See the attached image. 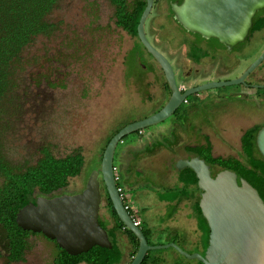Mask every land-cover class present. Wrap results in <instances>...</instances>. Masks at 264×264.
<instances>
[{
	"label": "rangeland",
	"instance_id": "374dc122",
	"mask_svg": "<svg viewBox=\"0 0 264 264\" xmlns=\"http://www.w3.org/2000/svg\"><path fill=\"white\" fill-rule=\"evenodd\" d=\"M93 1L98 5L91 4ZM102 5H105L103 0H61L58 3L49 15L50 21L58 25L55 34L51 37H38L24 51L25 69L19 75V89L11 98L16 110L7 116L5 151L8 159L17 167L35 164L44 147L58 157H64L79 148L82 150L86 161L82 174L71 179L66 189L57 192L61 195H75L84 190L90 174L101 165V149L113 134L115 125L120 128L126 123L143 119L155 112L164 101L160 98L152 103H144L147 91L142 89L141 92L136 81L143 79L146 82L149 79L141 69V64L147 63L128 56L124 68V55L136 43V39L114 29L108 11ZM130 54L147 55L139 42ZM228 77L222 75L218 78L225 80ZM241 87L234 85L216 88L213 93L237 92ZM242 109L235 107V113ZM203 120H210V116H197L195 121L199 128ZM233 121H222V129L226 130L223 129L221 135L208 136L214 156L242 159L240 138L243 131L232 127L239 123L244 124V128L259 124L257 127L261 129L264 127V113L261 119ZM166 126L167 122L163 121L147 127L140 133L128 135L117 146L114 165L121 167V170L130 165L128 160L136 149L142 153L139 161L133 162L129 170V174L137 178L136 183L132 185L126 182L123 185L128 200L132 201V197L137 200L138 190L144 189L151 193L154 201H173L178 195V189L168 185L172 184L169 178L176 176L174 164L177 155H185V145L206 142L204 136L183 135L179 136L178 145L174 147L176 150L161 148L152 154L142 150L152 142L161 140L159 133ZM121 149L123 153L120 155ZM162 210L154 217L158 224L166 220ZM130 212L136 218H144L143 210L138 212L133 209ZM105 215L104 198L99 220L108 231L110 241L119 248L116 232L108 230ZM202 230L203 245L200 246V242L198 251L207 249L209 245L205 222H202ZM30 244L25 263H9L6 259L7 241L0 226V264H52L57 251L53 242L43 236H32ZM151 256H158L159 264H200L172 248L151 251Z\"/></svg>",
	"mask_w": 264,
	"mask_h": 264
},
{
	"label": "water",
	"instance_id": "95a60500",
	"mask_svg": "<svg viewBox=\"0 0 264 264\" xmlns=\"http://www.w3.org/2000/svg\"><path fill=\"white\" fill-rule=\"evenodd\" d=\"M152 5L153 0H147L137 28L138 37L163 68L173 89L171 99L158 113L127 124L110 139L99 169L90 174L81 193L40 197L35 204L29 203L19 210L17 225L25 231L42 233L72 256L87 253L95 246L111 249L113 245L108 231L99 220L101 178L119 220L139 241L137 252L129 264H143L148 252L169 248L202 264H264V200L248 181L238 179L233 171L222 170L212 177L210 166L200 157L180 159L176 168L178 171L192 169L198 180L197 186L202 191L199 207L210 229L209 245L204 256L188 253L175 243L150 245L142 228L135 224L124 206L114 173L118 144L130 134L167 120L182 99L193 93L189 91L181 95L177 91L170 64L146 38L144 25ZM261 9H264V0H184L180 6L174 5L176 20L186 30L206 38H217L225 44L243 42L253 25V16ZM263 59L264 53L238 80L208 84L196 91L241 83ZM256 143L264 157V127L258 131Z\"/></svg>",
	"mask_w": 264,
	"mask_h": 264
},
{
	"label": "flooded vegetation",
	"instance_id": "af4514ba",
	"mask_svg": "<svg viewBox=\"0 0 264 264\" xmlns=\"http://www.w3.org/2000/svg\"><path fill=\"white\" fill-rule=\"evenodd\" d=\"M103 1H105V5H102V8H105L108 11L109 13L108 18L112 20L113 28L119 30L120 32H122V34H124L129 38L136 39V43H134V45L124 55V63H123L124 68H126L125 65L128 61V56L134 57V59L139 62L145 60V62L147 63V64H141V69H143L145 74L149 76V79L146 82H143V79L136 81L141 92H143L142 89L147 91L146 100L144 101V103L146 104L152 103L153 101H158L160 98L164 100L161 103V105L156 109L155 112L145 117L148 118L158 113L167 105V103L169 102V100L173 95V89L169 81L167 80L166 74L163 68L161 67L160 63L151 53L148 52V50L142 44L140 38L138 37V32L136 35H133L129 33L126 29H124L122 26H118L117 7L114 4H112L111 0H103ZM183 1L184 0H153L151 12L147 17V20L144 25L145 35L149 43L159 53H161L170 64L174 74L177 91L181 95H184L189 91H193L192 94L182 99L181 103L179 104L175 112L167 120L164 121L167 122V126L164 128L162 133H159L161 138L170 137L168 139L176 141L171 149L164 147V149H168L170 151L176 150L174 149V147L178 145L179 136H183V135L195 136V137L204 136L208 139V141L212 145V142L210 138H208V136L221 135L223 131L226 130L225 128H223L224 130L222 129V121H225L226 123L228 120L240 121V120L261 119L262 114L264 113V59L252 72H250L244 78V81L235 84V85H242L240 90H238L237 92H228L227 94L213 93L214 89L221 87L196 91V89L208 84L227 83L242 78L245 75V73L251 68V66L263 55L264 9L258 10L253 16L252 18L253 25L250 28L249 34L247 35L246 39L243 42H240L238 44H225L217 38H206L200 34L192 33L186 30L181 24L178 23L174 12V5L180 6L183 3ZM140 3H145L144 8L141 12V16H142L143 12L147 7V0H127L125 4V8L127 12L134 14V12H136L137 9L140 7L141 5ZM91 4H94L95 6L98 5L97 3L95 4L94 1L91 2ZM103 11L104 10L102 9V13ZM55 26H56V30H55L56 32L58 29V25L55 24ZM55 32L53 34H55ZM52 35L48 37H51ZM138 42L144 48L145 53H147V55L139 56V54H130L134 50V47ZM222 75H228L230 77H228L225 80L219 79L218 77ZM230 86H234V85H230ZM222 87H226V86H222ZM235 107H240L243 109L236 114ZM202 108H208V109L203 110ZM211 108H213V110L209 111V109ZM254 109L255 112L253 111ZM197 116H202V117L210 116V120L207 121L203 120L201 123V128H199L197 122L195 121ZM129 123H126L120 128H117L115 125L112 131L113 134L111 136L113 137L119 130H121L124 126H126ZM228 125L230 126L231 124ZM257 125L259 124H254L250 127L244 128L243 127L244 124L239 123L237 126H234L232 128L236 127L238 130L243 131L241 134L242 136L246 131L250 129H254L255 127H257ZM198 144H204V143H198ZM198 144H194V145H198ZM186 146L189 145L183 146L185 155L184 154L177 155V160L174 164L175 168L178 160L193 158L190 157V155L185 151ZM145 149L143 148L142 150ZM212 151H213V146H212ZM120 152L121 155L123 153L122 149ZM134 155H136V159H134L135 157ZM141 155H142L141 151L139 152L136 149L135 153L133 154L130 160L132 161V163L133 162L136 163L139 161L138 158H140ZM130 160H128V163ZM211 172H212V177H215L217 173H215L212 169ZM114 173H115L116 183H118L119 179H121L120 176L121 167L120 168L114 167ZM100 182H101V194H102V202H103V199L105 198L103 196L104 184L101 178H100ZM196 187L198 190L197 205L199 206L200 200L202 198V191L198 188V186ZM117 188L120 187H118L117 185ZM124 190L125 189L123 188V191ZM57 192H55L52 196H47V198L62 196L61 193L57 194ZM40 197H44V196H37L35 198V201L31 203L35 204L37 199ZM101 208H102V203H101L100 211ZM106 211H108L107 208ZM130 211L131 210H128L130 215L134 217ZM198 215H199L198 217L199 220L198 248H199L200 242H201L200 246L203 245V237H204V233L202 230V222H205L207 225L209 238H210V229L206 219L202 215V212L201 214L198 213ZM138 226L142 228L143 232L144 231L146 232L147 234L146 237L148 239L149 244L155 246L154 245L155 239L152 238V236H150L149 231L145 229L141 225V223ZM1 228L3 229L2 226ZM32 236L45 237L42 233L32 232V234L28 236V248L25 250L24 260L16 261V262L9 261L8 259L9 254L7 251L6 259L9 263H25L27 261L26 255H27V251L31 246L30 238ZM46 239L49 240L48 238ZM150 240L152 241L154 240V242H151ZM6 241H7V237H6ZM49 241L53 242L55 245L57 244L56 241H52V240ZM166 244H162V245H166ZM138 245H139V241H138ZM177 245L181 247L179 244ZM198 250L196 253H199L202 256H204L206 249H202V251H198ZM148 255L150 256V261L153 260L159 261L160 259L157 258L158 256L152 257L151 251L148 252L147 256ZM146 258L144 259V262ZM195 261L202 264L198 260ZM154 264H159V262Z\"/></svg>",
	"mask_w": 264,
	"mask_h": 264
},
{
	"label": "trees",
	"instance_id": "16d2710c",
	"mask_svg": "<svg viewBox=\"0 0 264 264\" xmlns=\"http://www.w3.org/2000/svg\"><path fill=\"white\" fill-rule=\"evenodd\" d=\"M60 1L0 0V225L7 237L8 259L11 262L24 260V253L28 248V236L32 234L17 225L16 216L19 210L34 202L37 196H52L55 192L66 189L71 179L82 174L86 162L81 149L64 157H58L49 148L44 147L35 164L20 168L8 159L5 151L6 121L8 114L16 110L15 102L11 98L19 89V75L25 69L24 51L38 37H48L55 32L56 26L50 21L49 15ZM126 1L111 0L112 4L117 7V25L136 35L145 3H140L137 11L131 14L125 8ZM259 129L255 127L241 136L242 159L214 156L212 145L207 138L204 144L186 146L185 151L190 157L203 159L215 173L222 170L235 172L238 179L243 178L248 181L264 200V157L259 152L256 143ZM175 142L161 138L147 146L144 151L152 154L160 148L171 149ZM107 143L101 151L100 162ZM179 174L184 185L197 186L198 180L192 169H183ZM124 183L119 179L117 185L125 189ZM104 197L108 212L116 220L113 230L117 232L124 229L130 241L133 245L135 244L136 248L133 252L135 255L138 249L137 237L119 220L105 187ZM197 211L201 214L198 205ZM144 233L147 235L145 231ZM112 245L111 249L95 246L87 253L72 256L56 244L57 252L52 264H121L122 251L113 243ZM158 262L157 260L150 261L148 255L143 264Z\"/></svg>",
	"mask_w": 264,
	"mask_h": 264
},
{
	"label": "crops",
	"instance_id": "0c3cea01",
	"mask_svg": "<svg viewBox=\"0 0 264 264\" xmlns=\"http://www.w3.org/2000/svg\"><path fill=\"white\" fill-rule=\"evenodd\" d=\"M129 163L130 165H127L124 170H121L120 176L125 183L128 182L133 185V183H136L135 181L137 178H133L132 173L129 174V170L133 165L131 160ZM179 172L180 171L176 169L175 178H169L172 184L168 186H174L178 189V195L173 201L169 202L164 199L154 201L151 193H148V191L144 189H140L137 192V200H134L132 197L131 204L138 212L141 210L144 211V218L137 217V220L149 231L150 236L155 239L154 245L177 243L188 253H196L199 239V220L197 216L198 190L193 184L184 185V183L181 182ZM162 208V214H164L166 220L164 221L165 223L162 222V224H158L155 222L154 217ZM104 221L107 223L108 230H112L116 225V220L108 211H106ZM166 230L169 231V233H164ZM116 236L118 238L119 248L123 254L121 264H128L133 258L135 246L125 234L124 229L118 230ZM176 261L177 257H175V263H177Z\"/></svg>",
	"mask_w": 264,
	"mask_h": 264
},
{
	"label": "built area",
	"instance_id": "2783aa9c",
	"mask_svg": "<svg viewBox=\"0 0 264 264\" xmlns=\"http://www.w3.org/2000/svg\"><path fill=\"white\" fill-rule=\"evenodd\" d=\"M118 191L123 199V202H124V206L127 210H132L133 209V206L131 204V200H128V198H126L125 194H124V191H123V188H118ZM133 220L135 222L136 225H139L140 224V221L137 220L136 217H133Z\"/></svg>",
	"mask_w": 264,
	"mask_h": 264
}]
</instances>
